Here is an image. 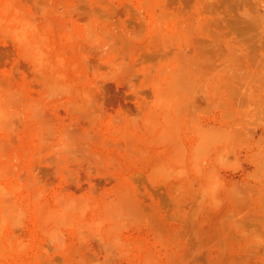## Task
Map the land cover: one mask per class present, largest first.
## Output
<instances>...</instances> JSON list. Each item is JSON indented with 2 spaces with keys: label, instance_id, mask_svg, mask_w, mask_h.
Here are the masks:
<instances>
[{
  "label": "rangeland",
  "instance_id": "1",
  "mask_svg": "<svg viewBox=\"0 0 264 264\" xmlns=\"http://www.w3.org/2000/svg\"><path fill=\"white\" fill-rule=\"evenodd\" d=\"M0 264H264V0H0Z\"/></svg>",
  "mask_w": 264,
  "mask_h": 264
}]
</instances>
